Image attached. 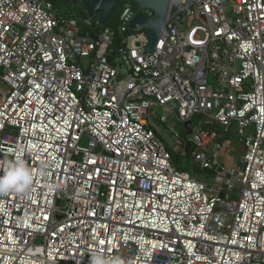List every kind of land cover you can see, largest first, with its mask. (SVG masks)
Instances as JSON below:
<instances>
[{
  "label": "built area",
  "instance_id": "2783aa9c",
  "mask_svg": "<svg viewBox=\"0 0 264 264\" xmlns=\"http://www.w3.org/2000/svg\"><path fill=\"white\" fill-rule=\"evenodd\" d=\"M118 3L117 29L93 36L96 15L0 0V174L32 175L0 193V264H264V0L182 2L152 53L128 23L154 12ZM160 107L212 182L175 169L146 120ZM233 125L243 154L229 167L216 155Z\"/></svg>",
  "mask_w": 264,
  "mask_h": 264
},
{
  "label": "water",
  "instance_id": "95a60500",
  "mask_svg": "<svg viewBox=\"0 0 264 264\" xmlns=\"http://www.w3.org/2000/svg\"><path fill=\"white\" fill-rule=\"evenodd\" d=\"M136 5L143 8H150L154 15L148 18L140 12H136L128 23L130 29L145 30L147 45L142 49L143 53H152L158 37L167 32V22L177 24L179 13L185 9L182 2L188 4L187 8L191 9V3L194 0H131ZM73 4H81L87 17H98V24L104 26L109 15L116 7L118 0H72ZM115 55V53H112ZM192 123L187 121L184 128L187 132L191 131ZM218 170H220L218 168Z\"/></svg>",
  "mask_w": 264,
  "mask_h": 264
},
{
  "label": "rangeland",
  "instance_id": "374dc122",
  "mask_svg": "<svg viewBox=\"0 0 264 264\" xmlns=\"http://www.w3.org/2000/svg\"><path fill=\"white\" fill-rule=\"evenodd\" d=\"M61 8L62 7L60 6V11H61ZM79 62L82 64L83 67H85L87 64V59L80 58ZM161 114L166 115V118H167L166 123H161L158 120V116ZM197 119H198L197 117H194L193 122L196 123ZM146 120L149 123V126L152 127V129L154 130V132L156 133L158 138L164 143V145L167 148L170 147L173 152H176V150L174 149L175 138H174L173 134L171 133V129L173 128L174 130L178 131V133L181 135V139H184L186 137V134H185L184 129H183V124L178 122L174 118L173 114L170 113L167 109H164L161 107L155 108L154 113L150 114L146 118ZM222 138L224 139L223 143L228 142L229 146L225 149V151H223L222 155H220L219 152L217 153V155H216L217 163H219V164L224 163L225 164V161H226V163L229 167L233 166L234 164L236 166H241V157L243 154L242 153V145H241V141H240V136H238V134L235 131V126L233 125L231 127L230 132L227 135H224V137H222ZM177 153H178V151H177ZM178 160H179V158L177 157L176 161L178 162ZM191 163H192L191 160H190V162L183 161L181 163V165L184 166V168H185L184 171H187L190 174H193L196 177V179H198V180L204 179L206 182H212L211 177L203 178V176H204L203 172L204 171L198 167L194 169V173H193ZM174 167L177 170H181V169L176 168L175 165H174ZM214 170H216V169H214ZM233 198H236L235 193L233 195ZM64 203L65 202L63 200H59L57 202V205H58V207H62L64 205Z\"/></svg>",
  "mask_w": 264,
  "mask_h": 264
},
{
  "label": "trees",
  "instance_id": "16d2710c",
  "mask_svg": "<svg viewBox=\"0 0 264 264\" xmlns=\"http://www.w3.org/2000/svg\"><path fill=\"white\" fill-rule=\"evenodd\" d=\"M45 1H48L51 3L53 10L56 11L58 15H61V16L74 15V17L78 20H81L83 18H87V15L83 9V6L79 3L74 5L72 3V0H45ZM60 6L62 7L61 11H60ZM120 11H121V5L119 3H117L116 7L113 9L111 14L109 15V18H108V20L104 26L99 25L96 22V17H95L92 21L91 27L83 24V26H82L83 31H89L91 33V35L95 36L104 27H110V28H114L116 30L118 27V14ZM122 37H123L122 33H118L115 35V37L113 39V45H112L113 49H116L117 47H119L121 45ZM111 59H114V57L111 56ZM204 128L205 129H211V128H214V126L213 125H205ZM216 130H218V129H216ZM222 137H224V136H222ZM222 137H220L218 139V141L220 143H222L224 141V139ZM167 149L170 152L171 163L173 164V166L175 165L176 168L184 171L185 168H184V166L181 165V163L183 161L190 162V160H191L192 171L194 173V169L197 167L194 164V162L192 161V155L189 152L187 153V152L178 151V153H177V151L173 152L170 147ZM177 157L179 158L178 162L176 161ZM203 171H204L203 172V174H204L203 178H207V177L212 178L217 173V171L214 169H208V170H203ZM201 180H204V179H201ZM208 183H210V182H208Z\"/></svg>",
  "mask_w": 264,
  "mask_h": 264
},
{
  "label": "clouds",
  "instance_id": "9594fccd",
  "mask_svg": "<svg viewBox=\"0 0 264 264\" xmlns=\"http://www.w3.org/2000/svg\"><path fill=\"white\" fill-rule=\"evenodd\" d=\"M32 182V175L27 166L17 162L10 165L7 172L0 174V192L25 191ZM89 264H103L98 257H92Z\"/></svg>",
  "mask_w": 264,
  "mask_h": 264
},
{
  "label": "crops",
  "instance_id": "0c3cea01",
  "mask_svg": "<svg viewBox=\"0 0 264 264\" xmlns=\"http://www.w3.org/2000/svg\"><path fill=\"white\" fill-rule=\"evenodd\" d=\"M229 146L228 142H225V143H221V149L219 151L220 155H222L223 151H225V149ZM226 160V159H225ZM225 164L227 165L226 161H225ZM228 166V165H227Z\"/></svg>",
  "mask_w": 264,
  "mask_h": 264
},
{
  "label": "snow or ice",
  "instance_id": "6c2138e0",
  "mask_svg": "<svg viewBox=\"0 0 264 264\" xmlns=\"http://www.w3.org/2000/svg\"><path fill=\"white\" fill-rule=\"evenodd\" d=\"M4 192H6V191H4ZM0 193H3V192H0Z\"/></svg>",
  "mask_w": 264,
  "mask_h": 264
},
{
  "label": "flooded vegetation",
  "instance_id": "af4514ba",
  "mask_svg": "<svg viewBox=\"0 0 264 264\" xmlns=\"http://www.w3.org/2000/svg\"><path fill=\"white\" fill-rule=\"evenodd\" d=\"M75 5V4H74Z\"/></svg>",
  "mask_w": 264,
  "mask_h": 264
}]
</instances>
